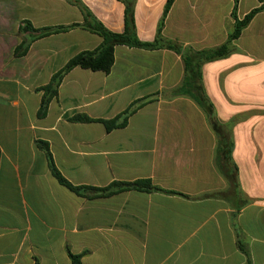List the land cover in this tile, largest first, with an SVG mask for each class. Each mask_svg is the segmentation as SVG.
<instances>
[{"label":"crops","instance_id":"0c3cea01","mask_svg":"<svg viewBox=\"0 0 264 264\" xmlns=\"http://www.w3.org/2000/svg\"><path fill=\"white\" fill-rule=\"evenodd\" d=\"M81 1L109 31L124 32L122 2ZM166 3L137 0L141 41L155 39ZM233 5L175 0L163 35L196 51L218 47L234 29ZM259 6L240 0L238 18ZM22 21L41 29L84 18L69 0H0V264H71L69 253L82 255L83 264H264V11L233 42L229 57L201 69L218 121L232 124L239 190L217 168V138L204 112L190 98L173 96L184 78L176 53L117 46L109 74L75 68L39 119L37 89L102 38L75 28L15 57ZM147 97L153 101L123 129L69 121L77 114L111 120ZM38 140L49 143L74 186L150 179L179 194H76L52 175Z\"/></svg>","mask_w":264,"mask_h":264},{"label":"trees","instance_id":"16d2710c","mask_svg":"<svg viewBox=\"0 0 264 264\" xmlns=\"http://www.w3.org/2000/svg\"><path fill=\"white\" fill-rule=\"evenodd\" d=\"M125 5V30L123 33H114L109 31L82 3L81 0H69L81 11L84 21L82 24H74L69 26H58L50 28L36 29L31 22L22 21L19 26V35L22 37L21 43L15 49V57H24L28 54L31 45L42 38L53 34L68 32L75 28H82L90 33L96 34L102 38V43L92 51H83L70 59L68 63L57 73H55L50 82L37 89L42 93L38 118L47 117L51 102L59 95L60 86L64 78L75 68L91 70L93 72H103L109 74L115 63V48L117 46H125L128 48L142 49L146 51L168 50L176 53L184 64V78L181 85L175 89L173 96H186L193 100L204 112L207 123L217 138V154L215 163L219 171L225 176L233 189L239 190L237 182V167L232 161V151L234 143L232 140L231 126L232 124H221L216 115L215 107L209 97L206 95L202 84V66L206 63L229 57L234 52L233 42L237 40L243 30L251 23L253 18L260 12L264 11V0H258L260 6L253 9L243 19L237 16L240 0H233L232 18L234 19V29L229 34L227 41L215 48L203 49L196 51L179 41L164 37L163 30L167 16L175 2V0H167L163 15L158 23L157 33L152 42L141 41L137 35V27L135 21V7L137 0H119ZM153 101V97L142 98L133 101L127 109L118 114L111 120L92 119L87 115L77 114L69 119L74 123H102L107 132L126 128L129 118L136 114L140 109ZM37 146L46 154L49 168L55 179L70 191L83 195L87 192H98L100 196L107 197L125 191L138 192H164L171 194H179L161 189L153 184L150 179H141L133 182H113L108 187L96 189L88 186L72 185L57 168L50 145L46 141H37ZM225 161L231 165V169L225 166ZM181 195V194H180ZM71 264H83L82 255H74L69 253ZM35 264H39L36 262Z\"/></svg>","mask_w":264,"mask_h":264},{"label":"rangeland","instance_id":"374dc122","mask_svg":"<svg viewBox=\"0 0 264 264\" xmlns=\"http://www.w3.org/2000/svg\"><path fill=\"white\" fill-rule=\"evenodd\" d=\"M211 129V128H210Z\"/></svg>","mask_w":264,"mask_h":264}]
</instances>
